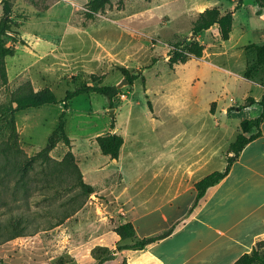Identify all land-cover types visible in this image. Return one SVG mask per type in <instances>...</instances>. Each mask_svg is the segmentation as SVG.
Masks as SVG:
<instances>
[{"label": "rangeland", "instance_id": "374dc122", "mask_svg": "<svg viewBox=\"0 0 264 264\" xmlns=\"http://www.w3.org/2000/svg\"><path fill=\"white\" fill-rule=\"evenodd\" d=\"M90 1L86 0L87 3ZM214 1L217 0H112L104 13L87 19V5L77 7L56 0H14L15 16L25 17H13L16 22H21L19 29L14 28L19 33L16 36H23L28 45L19 46L16 56L7 58L12 82L9 79L6 86L0 85V227L3 237L13 234L12 224H17L18 229L23 228L26 235L0 244V264H71L75 259L68 254L69 246L88 239L93 230H97L95 225L99 220L107 217L99 228L101 232L114 229L129 218L120 215L117 224L118 216L111 218L109 212L113 205L106 197H87L76 186L74 166L81 169L72 149L68 150L70 146L63 142L50 153V161L39 159L32 166L28 165V160L47 146L58 127L65 110L63 103L17 113L19 141L10 143L5 112L11 92L21 84L15 81V65L11 60L36 58L38 61L31 68L30 77L37 79L43 89L50 88L59 100L65 98L68 90L75 89V84L117 86L126 79L122 69L131 74L141 73L133 87L124 86L118 91L113 108L107 97L98 93L83 94L71 101L66 116L67 134L80 138L101 132L105 125L115 120L111 110L117 109L118 115H124L125 127L130 117V131L147 139L149 143L146 141V144H154L151 140L161 127L147 123L141 128L150 113L149 97L154 102L160 98L201 100L200 112L216 96L221 97V103L229 102L230 98L239 103L242 101L246 85L232 74H217L210 66L217 63L235 71L230 65L237 64V58H233L235 62L227 56H211L219 49L215 46L222 44L219 35L216 36L217 26L202 35L206 47L204 58L192 57L173 69L168 62L171 46L192 36L193 19L199 7L208 8ZM222 2L225 7L230 5V0ZM48 5V10L40 11ZM252 5L255 0H245L239 23L252 12ZM55 21L57 24L53 26ZM240 28L237 27L236 36L240 34ZM38 37L42 39L40 50L35 48ZM46 44L48 52L57 48V53L66 56V61L45 53ZM25 52L36 57L31 58ZM154 58L158 61L149 67ZM103 59L108 63L106 66L101 64ZM123 93L126 100L120 99L119 94ZM130 108L133 114L126 112ZM236 134L225 139L222 157L217 160L218 171L226 166L224 153ZM78 137L76 144L80 142ZM229 139L232 140L228 142ZM68 153L73 157L64 162ZM125 209L128 211L130 207L125 206ZM91 258L88 264L95 262V253Z\"/></svg>", "mask_w": 264, "mask_h": 264}, {"label": "crops", "instance_id": "0c3cea01", "mask_svg": "<svg viewBox=\"0 0 264 264\" xmlns=\"http://www.w3.org/2000/svg\"><path fill=\"white\" fill-rule=\"evenodd\" d=\"M1 1L0 21L3 16ZM56 1L77 7H84L89 3L86 0ZM243 2L242 7L234 14L230 39L221 40L222 44L215 46L220 50L217 49L211 55L227 56L232 61L237 58L236 66L230 65L235 71L217 63L210 64L217 74H232L246 85L240 103L234 98L221 103V97L216 96L200 112L201 100L160 98L154 102L149 97L152 108L147 114V121L141 123V128L147 123H156L161 127L151 140L154 144L149 145L146 144V141L149 143L147 139L130 131V117L125 127L124 115H118L117 109L115 128H112V122L105 125L101 132L81 135L80 138L69 134L71 146L68 150L72 149L75 154L85 182L95 189L93 197L98 199V196H104L110 201L113 206L109 213L111 218L118 216L117 224L120 215L123 218L129 217L123 223L131 222L136 235L141 239L171 232L143 250L118 252L120 237L114 229L99 231L105 223V217L96 223L97 230H93L88 239L69 246L68 254L75 259L71 264H88L97 248L113 250V257L104 264H234L244 254L251 253L257 242L264 240V123L261 125L262 135L244 148L229 174L220 183L210 187L193 208L198 194L196 184L218 171L217 160L222 157L220 153L225 139L236 132L235 141L240 133L241 122L258 117L262 111L259 104L242 111L230 110L231 107L243 104L248 97L259 102L264 94V88L259 82L245 78L249 60L245 48L251 44H264V12L257 13L259 7L255 2L251 7L252 12L239 23L238 18L245 0ZM237 4L238 0H230V5L225 7L222 0H217L208 8L201 6L193 22L206 9L218 7L225 13L234 10ZM55 24L56 21L53 26ZM237 27H241L238 36L235 35ZM213 29L215 28L205 32ZM205 32L197 38L204 47L202 35ZM217 35L220 37L219 27ZM59 36L62 37L61 34ZM22 39L28 43L23 36ZM36 41L35 48L40 50L42 39L38 37ZM19 46L22 45L16 46V54ZM43 50L56 59L61 58L59 61H66V56L58 54L57 48L48 52L46 44ZM205 52L206 47L204 57ZM25 53L31 55V58L36 57ZM37 58L41 60L42 57ZM36 61V58L30 61L15 58L11 63L15 65L13 75L15 81L21 83L19 86L30 81L34 89L40 91L43 89L42 85H39L37 79L30 77L31 68ZM106 63L105 59L101 61L104 66ZM9 65L10 63L7 64L8 76L12 82ZM126 112L133 114V109ZM107 133L124 138L118 160L103 155L97 144V137ZM77 137L80 140L78 144L75 139ZM230 140L232 139L228 142ZM228 150L224 153L225 161ZM125 206L130 209L127 211ZM72 237L73 233L70 235L71 239ZM70 238L66 240L69 241ZM96 263L97 259L93 264Z\"/></svg>", "mask_w": 264, "mask_h": 264}, {"label": "trees", "instance_id": "16d2710c", "mask_svg": "<svg viewBox=\"0 0 264 264\" xmlns=\"http://www.w3.org/2000/svg\"><path fill=\"white\" fill-rule=\"evenodd\" d=\"M243 1L244 0H238L236 8L225 13H222L218 7L209 8L200 13L198 18L193 22L192 26V35L194 36V39L191 41L187 39L182 42H177L171 46V49L167 54L170 67L173 69L177 64H185L192 57L199 59L203 58L205 47L200 44L197 38L200 34L210 30L214 26L219 27L221 40L228 41L233 30L234 14L242 7L244 3ZM255 2L259 7V11L257 13L259 14L264 12V0H255ZM1 5L3 8V16L0 21V85L6 86L9 81L6 59L8 57L15 56L17 44L27 45V43L22 38H18L16 36L19 35V33L16 32L14 28L19 29L20 23L16 22L13 18L14 0H2ZM111 5L112 0H91L87 4V10L85 13L86 18L94 19L98 14L104 13L107 7ZM49 7L50 6L48 5L40 9V11H46ZM15 17L18 19H25L22 15H16ZM188 41L189 44L187 48H184V45ZM245 49L249 54L245 78L259 82L264 88V44H251ZM157 61L158 58H154L152 65L149 67L153 66ZM121 71L123 72L130 87H133L135 82L142 76L141 73L131 74L130 71L125 68ZM75 85V89L68 90L66 92V96L63 100H59L50 88L36 91L30 81L23 83L14 92H11L10 104L5 112L7 114L6 126L10 132L9 138L11 144H17L19 141V132L15 117L17 113L40 108L46 105H57L63 103L65 106V110L60 116L58 127L50 136L47 146L38 152L33 158L28 160L29 166H32L33 163L39 159L50 161V153L60 142H63L67 146H71V138L67 134L66 116L70 102L76 97L83 94L98 93L107 97L110 108L114 107V98L117 93H119L116 86H97L90 84ZM255 104H259L261 106V114L254 119H244L241 122L240 133L238 134L236 140L230 145L228 150L226 168L223 171H216L208 175L196 184L198 194L193 208L199 204L200 200L204 197L206 191L210 187L220 183L229 174L232 165L240 157L244 148L250 142L262 135L261 125L264 123V94L259 102H257L253 97H248L243 104L231 107L230 110L242 111ZM149 105L150 108H152L150 103ZM112 128H115L114 121L112 123ZM96 141L103 155L109 156L113 160L119 159L121 148L124 145V138L121 135L107 133L97 137ZM72 157V153H68L63 161L66 162ZM74 170L77 175L76 186L79 187L87 197L93 195L95 193V189L85 182L83 174L77 166H74ZM114 231L120 237V241L117 245L118 252L124 250H143L149 244L161 240L171 233L167 232L150 238L141 239L136 235L134 225L131 222L117 225L114 228ZM12 232L13 234L3 237L1 235L0 227V238L2 237L0 239V244L2 242H7L26 235L23 232V228L18 229L17 224H12ZM93 253H95L97 259L96 264H104L113 257V250L108 248H97ZM234 264H264V240L257 242L251 253L244 254Z\"/></svg>", "mask_w": 264, "mask_h": 264}, {"label": "water", "instance_id": "95a60500", "mask_svg": "<svg viewBox=\"0 0 264 264\" xmlns=\"http://www.w3.org/2000/svg\"><path fill=\"white\" fill-rule=\"evenodd\" d=\"M190 39H194V36L192 35V36L190 37ZM128 85H129L128 81H127L126 79L123 80L122 82H120V83L116 86L117 91H120L121 88H123L124 86H128ZM111 114H112V117L115 118V110H114V109L111 110Z\"/></svg>", "mask_w": 264, "mask_h": 264}, {"label": "built area", "instance_id": "2783aa9c", "mask_svg": "<svg viewBox=\"0 0 264 264\" xmlns=\"http://www.w3.org/2000/svg\"><path fill=\"white\" fill-rule=\"evenodd\" d=\"M119 96H120V99L121 100H126L127 99V96H126V94H119Z\"/></svg>", "mask_w": 264, "mask_h": 264}]
</instances>
